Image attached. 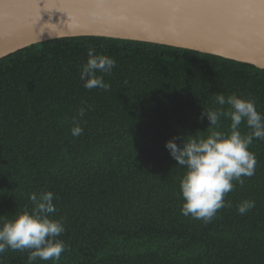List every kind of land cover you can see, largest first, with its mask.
<instances>
[{"label": "trees", "instance_id": "obj_1", "mask_svg": "<svg viewBox=\"0 0 264 264\" xmlns=\"http://www.w3.org/2000/svg\"><path fill=\"white\" fill-rule=\"evenodd\" d=\"M116 61L108 90L80 80L87 51ZM99 74V73H98ZM237 94L264 115V69L166 44L77 36L37 43L0 60V226L25 210L30 195L55 194L65 231L58 260L33 264H264V139L254 138L255 173L233 181L231 207L210 222L184 216L174 136L228 133L201 120L215 97ZM86 108L79 116V109ZM227 108V105L224 106ZM83 128L73 136V118ZM242 135L251 129L246 123ZM178 143L182 141L178 140ZM255 207L246 214L237 205ZM28 249H6L0 264H28Z\"/></svg>", "mask_w": 264, "mask_h": 264}, {"label": "water", "instance_id": "obj_2", "mask_svg": "<svg viewBox=\"0 0 264 264\" xmlns=\"http://www.w3.org/2000/svg\"><path fill=\"white\" fill-rule=\"evenodd\" d=\"M77 36L166 44L264 69V0H0V60Z\"/></svg>", "mask_w": 264, "mask_h": 264}, {"label": "clouds", "instance_id": "obj_3", "mask_svg": "<svg viewBox=\"0 0 264 264\" xmlns=\"http://www.w3.org/2000/svg\"><path fill=\"white\" fill-rule=\"evenodd\" d=\"M87 57L80 69L83 86L89 90H108L110 84L105 82L104 75L111 74L116 61L108 55L97 53L94 47L88 48ZM215 100L218 107L204 108L201 120L206 118L208 126H218L221 117L228 118L231 120L228 133L212 130L206 138H191L188 134L174 136L165 143L176 165L186 169L180 180L182 215L202 219L206 223L219 209L231 207L230 202L226 205L224 197L233 190V181L243 185L242 177L254 175L256 158L249 146L254 138L264 139V115L257 111L254 100L235 93L227 97L217 94ZM86 110L81 107L79 116L83 117ZM73 123L72 135L80 136L82 126L75 117ZM242 123L251 129L249 134H241L239 128ZM178 140L182 143H178ZM29 198L33 205L31 212L25 210L0 226V254L6 249H28V264H33L37 259L58 260L65 245L57 237L65 228L60 220L50 215L56 212L55 194L41 191L39 194L32 193ZM254 207L255 201L246 199L237 205V211L244 215Z\"/></svg>", "mask_w": 264, "mask_h": 264}]
</instances>
